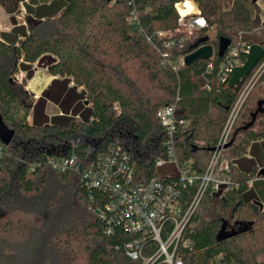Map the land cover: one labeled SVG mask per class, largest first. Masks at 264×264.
Segmentation results:
<instances>
[{
	"label": "trees",
	"instance_id": "trees-1",
	"mask_svg": "<svg viewBox=\"0 0 264 264\" xmlns=\"http://www.w3.org/2000/svg\"><path fill=\"white\" fill-rule=\"evenodd\" d=\"M181 1H3L12 27L0 31V119L12 137L6 144L0 141V264H142L157 251L158 242L147 236L139 241L140 257L132 259L128 250L139 234L119 225L105 233L96 208L108 195L87 186L81 172L97 152L118 141L132 155L136 179L155 174L164 134L155 112L164 105H173L186 122L174 134L177 158L189 160L194 173L204 170L208 147L217 141L241 86L234 90L217 82L221 57L216 52L176 69L172 62L204 37L213 48L219 35L258 42V9L252 0H230L225 7L222 0H197L205 26L194 40L184 38L181 48L174 46L164 56L165 38L158 33L178 27L175 4ZM19 4L24 23L11 15ZM35 61L43 62L51 78L33 100L34 93L26 96L13 75L19 69L30 75ZM257 85L264 86V70L246 99ZM48 102L59 109L50 116ZM241 128L245 134L236 150L227 153L230 145L224 152L238 185L223 195L204 193L185 229L191 245L178 248L186 264H205L217 256L224 262L264 264L256 260L264 252V180L259 179L264 163L256 160L264 155L259 143L264 127ZM51 156H75V162L59 170L49 164ZM221 228L236 233L217 239Z\"/></svg>",
	"mask_w": 264,
	"mask_h": 264
},
{
	"label": "built area",
	"instance_id": "built-area-1",
	"mask_svg": "<svg viewBox=\"0 0 264 264\" xmlns=\"http://www.w3.org/2000/svg\"><path fill=\"white\" fill-rule=\"evenodd\" d=\"M259 16L260 24L264 25V6H261ZM178 22L176 29L158 33L165 38L164 56L169 54V50L174 46L181 48L184 38L194 40L199 28L205 26V20L199 15V10L197 13L179 14ZM240 35L241 32L238 38ZM254 43L263 46L264 41ZM250 45L243 40L230 41L218 63V83L227 85L229 74L234 67L242 65ZM185 54L176 56L172 62L173 69L183 64ZM207 69H213V62H208ZM263 70L264 53L243 80L239 94L229 108L218 139L213 145L214 148L210 150L208 161L201 173L192 172L189 160L178 159L176 156L174 134L186 122L176 115L173 105L161 106L155 112L164 133L161 140L163 153L154 159L155 174L146 179H136L132 155L118 141L108 143L83 168L81 176L85 184L108 195L102 206L96 208V215L106 223L105 233H111L112 226L119 225L127 231L139 234V237L132 240L128 250V255L132 259L140 257L139 241L150 236L158 242V249L150 257L144 258L142 264H152L158 257L163 258L161 264H186L178 253V248L180 245L184 247L191 245L190 238L185 236V229L204 193L209 190L223 195L235 190L238 185L230 174V160L224 155L228 146L225 145L234 133L233 126L243 102ZM114 107L118 108L116 104ZM3 154L0 142V158ZM74 162L75 156L49 158V164L59 170L73 166ZM159 167L167 168L170 174L160 175L157 170ZM250 181L251 179L248 180ZM190 187H193V190L188 195L184 191ZM205 264L237 263L234 260L224 262L217 256Z\"/></svg>",
	"mask_w": 264,
	"mask_h": 264
},
{
	"label": "rangeland",
	"instance_id": "rangeland-1",
	"mask_svg": "<svg viewBox=\"0 0 264 264\" xmlns=\"http://www.w3.org/2000/svg\"><path fill=\"white\" fill-rule=\"evenodd\" d=\"M4 0H0V30H5L8 31L11 28L12 25V21H11V17L10 14H8L5 9H4V5L2 4ZM195 3V0H192ZM230 0H222V4L223 6H228ZM256 4V8L257 10V14H258V19H260L259 13H260V8L261 6H264V0H257L255 2ZM196 9L194 12L192 13H197L198 12V8H197V4L195 3ZM11 15H13V18L15 19L16 22L18 23H24V18H25V11L24 8L21 4H19L18 8L16 11H14V13H12ZM254 29L255 31V35L257 36L256 40L259 41H264V30L260 28V20L256 22V24H254ZM208 34L210 37H213L214 31L211 28L208 31ZM214 53L216 52V47H214ZM213 53V54H214ZM21 60L19 59V62ZM42 61H35L33 62L30 66H31V74L30 75H26V72L22 69H19L18 71H16L13 75V79L15 80L16 83H18L25 91H26V96H31L33 94L32 91L34 92H38L40 90V88L42 87V85L45 84L46 79L49 77L48 76V71L47 69L44 67V65L42 64ZM32 93V94H31ZM33 100L37 98V95L33 94ZM264 97V86L261 85H257L254 87V89L252 90L251 94L249 95V97L247 99H245L246 101L243 102L240 113H239V119L237 121V125H236V129L235 134H234V138L232 143L229 145L230 147L227 150V153H231L234 152L236 150V145L242 140L245 131L239 130L247 121L250 120V113L255 109L256 107V101L260 98ZM47 115L50 116L53 113H56L58 110L53 106V104L48 102V106H47ZM66 115L71 114L70 111H65ZM31 116V113H30ZM30 119V118H29ZM48 120H51L50 117L48 118ZM66 122V121H65ZM264 127V112L262 114H258L256 116V119L253 123V125L249 128V130H260L263 129ZM242 129V128H241ZM248 130V129H247ZM246 130V131H247ZM260 144L264 143V140H261L259 142ZM257 150V146L254 145L252 147V152L254 153ZM263 154H264V150H263ZM262 154V155H263ZM241 157V156H240ZM244 157H249V154L247 153L246 156ZM259 163H264V155L262 157H259L258 159H256ZM158 173L160 175H165L170 174L169 170L167 168L164 167H159L158 169ZM250 186V185H249ZM254 189V188H253ZM244 196L246 197H252L255 198L254 195H250V192H245ZM200 212L202 213V215L207 216L208 215V211L207 209L204 210L203 208L200 209ZM256 260L257 261H261L264 262V252L262 253H257L256 254Z\"/></svg>",
	"mask_w": 264,
	"mask_h": 264
},
{
	"label": "water",
	"instance_id": "water-1",
	"mask_svg": "<svg viewBox=\"0 0 264 264\" xmlns=\"http://www.w3.org/2000/svg\"><path fill=\"white\" fill-rule=\"evenodd\" d=\"M257 0H252V3H255ZM197 3V0H196ZM207 37H204L196 42L192 46V49L186 53L183 57V64H190L197 59H208L214 53V48L211 44L206 43ZM231 38L226 35H219L218 36V43L216 47V53L218 57H222L225 50L227 49ZM264 53V48L260 43H252L249 47L248 53L242 65L234 67L232 72L229 74L226 84L228 87L234 88V90H238L241 86L243 80L249 75L253 67L256 65L260 57ZM255 109L250 113V120L247 121L243 126L242 129L249 128L253 125L256 116L258 114H262L264 112V97L260 98L256 101ZM235 131L229 140V142L225 146H229L234 138ZM12 137V131L7 129L3 122L0 119V141L2 143H8ZM214 147H208V150H212ZM261 206V205H260ZM244 228L241 227L239 230ZM236 233V231L231 230L229 232L223 231L221 228L217 233V239H225L229 236H232Z\"/></svg>",
	"mask_w": 264,
	"mask_h": 264
},
{
	"label": "bare ground",
	"instance_id": "bare-ground-1",
	"mask_svg": "<svg viewBox=\"0 0 264 264\" xmlns=\"http://www.w3.org/2000/svg\"><path fill=\"white\" fill-rule=\"evenodd\" d=\"M195 3H196V0H195ZM175 7L178 13L181 15H185V14L192 13L195 11V4L192 0H183L181 2H177L175 4Z\"/></svg>",
	"mask_w": 264,
	"mask_h": 264
},
{
	"label": "crops",
	"instance_id": "crops-1",
	"mask_svg": "<svg viewBox=\"0 0 264 264\" xmlns=\"http://www.w3.org/2000/svg\"><path fill=\"white\" fill-rule=\"evenodd\" d=\"M195 4V3H194ZM195 9H196V6H195ZM6 11V10H5ZM9 14V13H8ZM11 27H12V25H11ZM10 30V29H9ZM8 30V31H9ZM1 31V30H0ZM2 31H5V30H2ZM46 68V67H45ZM49 76V75H48ZM51 78V77H50ZM50 78L48 77L47 79H46V82H45V84L44 85H42V87L40 88V90L38 91V92H34V91H32L35 95H39L40 94V92L43 90V88H45V86L49 83V80H50ZM257 180L258 178H252L251 179V181L250 182H248V185H251V183H252V181L253 180ZM259 179H263L264 180V177H261V178H259Z\"/></svg>",
	"mask_w": 264,
	"mask_h": 264
}]
</instances>
